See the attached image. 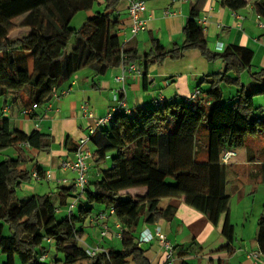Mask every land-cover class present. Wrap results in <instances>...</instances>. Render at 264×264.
<instances>
[{
	"label": "trees",
	"instance_id": "trees-1",
	"mask_svg": "<svg viewBox=\"0 0 264 264\" xmlns=\"http://www.w3.org/2000/svg\"><path fill=\"white\" fill-rule=\"evenodd\" d=\"M121 1L106 0L104 12L89 17L76 30L71 27L72 20L79 12L92 11L96 0H0V99L10 97L18 110L34 104L44 107L82 70L101 77L123 64L144 63L147 67L166 59L180 60L191 50H198L210 62L221 60L225 71L203 80L201 86L208 89L201 99L157 100L150 108L116 111L110 122L90 137L95 164L110 161L111 165L99 179L89 181L78 212L64 217L58 214L54 194L27 198L19 194L21 185L32 179L22 167L33 162L20 146L28 144L30 149L48 152L51 135L39 130L26 134L1 118L0 152L8 148L17 152L15 159L0 162V252L6 256L5 264H16V259L21 264H130L131 260L149 264L137 243V228L141 219L150 225L172 219L174 211L159 208L165 198H184L215 227L224 217L221 233L228 241L226 249L232 252L236 230L229 217L231 170L222 162L223 154L245 149L248 162L259 168L250 179L262 175L264 183V147L256 155L248 149L249 138L259 137L264 143V115L262 107L255 104V98L264 97V69L252 70L253 51L232 45L222 53L213 52L199 24L207 0H195L183 30V45L167 50L153 39L149 52L141 55L137 46L131 42L124 45L119 36L120 20L112 12ZM221 3L232 10L247 6L245 0ZM254 7L264 23V0H257ZM23 28L30 30L28 35L11 38ZM246 71L247 85L241 79ZM224 84L238 89L234 97L225 98ZM36 172L44 176L41 169ZM135 188H147V194L137 199L121 194ZM74 190V185L61 187V207L69 208L67 200L79 195L72 196ZM98 204L115 209L123 225L124 247L90 256L81 242L84 229L78 224H83ZM5 227L9 236L4 234ZM258 227L264 254V212ZM47 240L55 249L49 263V256L41 261L48 254L43 247Z\"/></svg>",
	"mask_w": 264,
	"mask_h": 264
},
{
	"label": "crops",
	"instance_id": "crops-1",
	"mask_svg": "<svg viewBox=\"0 0 264 264\" xmlns=\"http://www.w3.org/2000/svg\"><path fill=\"white\" fill-rule=\"evenodd\" d=\"M145 1L146 8L142 12L141 18L147 23V29L136 37L131 34L132 22L127 2L121 1L116 10L112 12V16L120 20L118 33L122 43L125 45L126 40L128 43H133L138 47L141 55L149 52L153 39H158L167 50H172L176 45H183L185 41L183 30L195 0L187 2L180 0ZM245 1L247 2L245 8L232 10L224 7L221 3L222 0H207L201 16L204 21L201 26L204 29L209 48L213 52L222 53L232 45L251 49L254 53L252 69H255L256 72L264 69V29L259 26L258 15L254 7L257 0ZM96 4L98 8L96 9L94 6L92 11L86 12L85 17L83 16L84 19L100 13L105 8L106 0H96ZM29 32L28 28L19 29L11 35V38L19 39L28 35ZM32 63V58L29 57L30 68ZM135 64L141 67L142 73L140 75L127 73L123 83L115 80L116 77L122 75L121 68L110 70L101 77H96L88 69L80 71L56 91L58 97L53 98L49 106L40 107L36 111L34 120L22 114L24 109H15L10 97L1 98L0 119H9L13 129L26 134L39 130L52 137V146L48 152H38L30 147L20 146L33 159V162L23 166L22 170L28 172L32 178L33 173L41 169L44 175L51 173L55 180L68 179L70 181L68 187H71L74 185L76 175L63 171L62 163L74 160L79 141L90 139L91 129L97 127L98 120L105 119L114 108L118 107L119 100L125 101L129 111H137L152 107L154 101L157 100L183 101L197 92L199 94L196 99H201L204 97L203 92L208 89L207 86H201L203 80L225 71L224 63L221 60L210 62L198 50L185 53L180 60L166 59L147 67L144 63ZM229 76L235 78L233 74ZM248 83L249 78L246 85ZM224 90L229 91L228 99L234 97L235 94L232 95V93L235 90L238 91L236 87L232 86H226ZM224 96L226 95L224 94ZM258 139L259 137L249 138V141ZM89 142L91 140L85 145V150L92 155L89 160V170L91 171L92 167H96L93 158L95 147L91 145L92 148H90ZM235 152L237 156L232 158L228 165L231 175L233 174L231 179L235 185L241 180V175V177L246 176L248 181L242 191L238 189L240 199L256 193L255 196L260 197V201L254 199L251 206L245 205L241 209L239 220H234L232 210L230 211V221L236 230L232 252L226 249L228 241L221 233L225 218L223 217L219 226L215 227L203 214L188 206L184 198L162 199L159 208L164 211L168 209L174 211L172 219L151 225L141 219L137 228V236L139 237L146 229L154 232L156 226H160L173 245V264H183L184 262L188 264H253V261L248 257L251 252H257L260 264H264V254L258 243V220L264 212L262 175L258 180L250 179L251 173H257L258 165L249 163L246 153L239 158L238 151ZM16 157L17 152L14 148L0 152V162L6 158L15 159ZM108 163L111 165L110 161ZM238 169L239 171L242 169L243 172L249 169H254V171L240 175L237 172ZM100 175L101 173L97 171L93 179L88 176L89 181L99 179ZM251 184H256V187L251 189L249 187ZM58 187L54 181H36L32 178L30 182L21 185L19 194L21 198L40 195L37 193L39 188L45 191L41 195H49L54 194L53 189ZM121 194L137 199L147 194V188L129 189ZM61 196V191L54 194L57 199L56 206L59 208L58 214L64 217L68 215V212L65 210V206H60ZM70 202L69 198L67 203ZM112 210L115 209L111 205L104 206L97 214L91 213L90 217L81 224L80 228L84 229L81 242L86 249L89 247L100 251H109L124 247L123 241L116 235V225H122V223L115 214H110ZM250 211L255 213L252 214L253 219L248 217ZM73 212L75 214L78 212V206ZM100 215H105V218L98 219ZM105 226L109 228L108 234L106 237H102ZM192 245L193 247L190 248ZM139 247L144 251L149 264H167V252L159 241L154 240ZM188 249H190V253L185 254ZM130 264L135 263L131 260Z\"/></svg>",
	"mask_w": 264,
	"mask_h": 264
},
{
	"label": "built area",
	"instance_id": "built-area-1",
	"mask_svg": "<svg viewBox=\"0 0 264 264\" xmlns=\"http://www.w3.org/2000/svg\"><path fill=\"white\" fill-rule=\"evenodd\" d=\"M128 4V11H129V17L132 22L131 24V34L133 37H136L140 32L145 31L147 29V23L141 18L142 12L146 8V1L145 0H125ZM182 2H187L188 0H180ZM259 20V26L264 29V23L261 21V18L257 16ZM203 19L199 20V24H203ZM128 41L126 40L125 44H127ZM126 59V57H124ZM122 75L118 76L115 78L117 82H124L125 77L127 73H135L137 75H140L142 73V69L139 65L137 64H131V65H122ZM199 92H197L195 95L190 97V100L196 99L197 95ZM58 97V92H55L53 94V98ZM160 101H163L162 99ZM49 106V104L47 105ZM39 109V107L34 104L30 108H26L22 111V114L26 117L31 118L34 120V113ZM124 109L127 113H130L129 109L126 108L125 101L124 100H119L118 107L114 108L105 119H100L97 122V127L94 129H91V136L94 135L97 131V128L104 126L110 122V120L113 117V114L120 110ZM90 116H92L91 113H89ZM36 127L38 125L36 124ZM90 139H81L77 145L76 152H75V158L74 160H68L62 163L61 169L65 172L69 173H74L76 175V178L74 180V186L78 190L79 195L72 198L70 205H69V212H73L79 202L80 199H82V195L84 193V190L86 186L89 184V178H88V173H89V160L92 158L91 153L85 150V145ZM27 148L29 147L28 144H23ZM237 153L233 151H226L223 156H222V162L225 165H230V161L232 158L236 157ZM32 178L36 181H41V180H46L48 182L54 181L56 185L58 186H68L70 184V181L68 179H54L51 175V173H46L43 177H41L38 172H34L32 175ZM111 215L115 214V210H112L110 212ZM105 215H100L98 219H104ZM104 231L102 232V237H106L108 234V227H104ZM117 237L122 239L123 236V225L117 224ZM157 240L159 241L163 247L165 248L167 255H168V262L167 264H173V245L170 243L168 240L167 236L163 232V229L160 226H156L154 232H151L149 229L144 230L140 236L138 237L137 243L139 246H143L145 244L151 243L152 241ZM47 242H51V240H47ZM99 252H102L98 249L95 248H89L87 249V253L90 256H96ZM249 259L253 261V264H260L259 262V254L257 252H251L248 255ZM47 258V255H44L41 258V261H44Z\"/></svg>",
	"mask_w": 264,
	"mask_h": 264
},
{
	"label": "rangeland",
	"instance_id": "rangeland-1",
	"mask_svg": "<svg viewBox=\"0 0 264 264\" xmlns=\"http://www.w3.org/2000/svg\"><path fill=\"white\" fill-rule=\"evenodd\" d=\"M95 8L97 9L98 8V6H97V4H95ZM101 12H104V9H102V11ZM85 14H86V12H79L75 17H74V19L72 20V22H71V27L72 28H77V29H81L82 27H83V25H84V23L86 22V20L87 19H84L83 18V16L85 17ZM72 44H73V42H72ZM253 71H255V69H252ZM248 78H249V72L248 71H246L245 73H243L242 74V79H243V84H246V82L248 81ZM224 87H223V90H224V88H226V86L227 85H223ZM225 92H224V94L226 95L225 97L227 98L228 96H229V91H227L226 92V90H224ZM236 92H237V90H235L233 93H232V95H234V94H236ZM0 101H2V99H0ZM255 103H256V106L259 108V107H262V114L264 115V97L263 96H261V97H257V98H255ZM90 144H89V147L90 148H92V146L91 145H93V143L92 142H89ZM264 147V143L263 142H261L260 141V139H258V140H255V141H249V143H248V149H249V152L251 153V154H254V155H256V153L258 152V151H260L262 148ZM12 152V151H11ZM246 153V156H247V152H246V150H244V149H242V150H239L238 151V157L240 158L241 156H243L244 154ZM231 162V161H230ZM110 167V164L108 163V161H106V162H103V163H100V164H98V165H96V167L94 168V167H92L91 168V171L89 170V173H88V176L90 177H92V179L94 178V176H95V173L97 172V171H99L100 173L103 171V170H105V169H107V168H109ZM89 169H90V167H89ZM244 169V168H243ZM249 172L250 171H254V169L253 170H251V169H249L248 170ZM247 170H245L244 172L242 171V169H240V171H239V169H238V171L237 172H239V174L241 175V174H246L247 172H248ZM233 175V174H232ZM232 175L229 177V186H228V189H227V192H228V195L231 197V202H230V207H231V210H232V213H233V216H234V220H239V217H240V215H241V209H243L244 208V206L245 205H249V206H251L252 204H253V200L254 199H256L258 202L260 201V197L259 198H257L255 195H256V193H254L253 195H251V196H249V197H246V198H242V199H240V195H239V192H238V189H240L241 191L243 190V188L245 187V185L247 184V177L246 176H243V177H241L240 176V178H241V180L235 185L234 183H233V181H232V179H231V177H232ZM256 184H251V185H249V187H251V189L252 188H255L256 186H255ZM262 185V187L264 188V184H261ZM260 185V186H261ZM68 186H70V185H68ZM72 186V185H71ZM61 187L62 186H59L58 188H54L53 189V193L54 194H58L61 190ZM45 191L44 190H42V189H37V193H39L40 195L41 194H43ZM78 193V190L77 191H73L72 192V196H75V194H77ZM48 195V194H47ZM21 196H23V195H21ZM32 195H30L29 197H31ZM24 197V196H23ZM56 198L55 197H53V201H54V203L55 204H57L56 203ZM82 200H84V198H82ZM105 205H95L94 206V209L92 210V213L93 214H97L98 213V211L100 210V209H102L103 207H104ZM87 207L89 208V204H87ZM68 207H66V211L68 212V214H69V211H68ZM253 209H254V207H253ZM240 212V213H239ZM238 214V215H237ZM252 214H255L253 211H250L249 212V215H248V217L249 218H251V219H253V215ZM81 226V224H78V227H80ZM4 234H5V236H9V231H8V228L7 227H5V229H4ZM43 247L44 248H46V250H47V252H48V254H47V258H48V256H49V258H48V260H47V263H49L50 261H51V256L52 255H54L55 254V249H54V244H51V243H49V242H47V241H45L44 243H43ZM6 263V256H4V255H2L1 254V252H0V264H5ZM16 264H21V262H20V260L19 259H16Z\"/></svg>",
	"mask_w": 264,
	"mask_h": 264
}]
</instances>
